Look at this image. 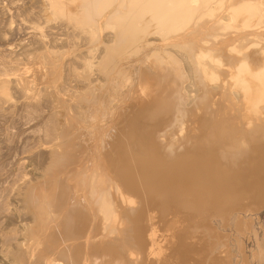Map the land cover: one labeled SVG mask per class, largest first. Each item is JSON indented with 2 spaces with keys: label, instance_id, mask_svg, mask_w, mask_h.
Wrapping results in <instances>:
<instances>
[{
  "label": "bare ground",
  "instance_id": "1",
  "mask_svg": "<svg viewBox=\"0 0 264 264\" xmlns=\"http://www.w3.org/2000/svg\"><path fill=\"white\" fill-rule=\"evenodd\" d=\"M96 1H99V0H96ZM101 1L103 2L104 0H100L99 2H101ZM123 1H125V0H123ZM123 1H121L122 3H120L121 4L120 6H122V7H119L117 5L119 7L117 10H119V9L121 10V8H123V5H122V4H124ZM200 1L202 3L204 2V4H201V5H204L203 11H206L205 10V8H206L205 4H207L208 0H204V1L198 0L199 3L196 2V0H195L193 4H195V3L200 4L201 3ZM214 1L215 0H213L212 2H209V3L212 4ZM221 1H223V0H221ZM226 1H228V0H224L223 2H226ZM231 1L232 0H230V4H231ZM236 1H238V0H236ZM242 1H246L248 3V4L246 3L248 6L246 7V5L242 4L243 2L240 3L241 1L239 3L242 6H240L238 4L237 5L243 9L248 8V11L246 9H245L246 10L245 11V10L241 9L240 7H238V8H240V10H243L244 12L247 13V14L245 13V15H244L245 17L243 16L244 19H242L243 22L241 25V24H239V22L235 21V18H237L236 20L240 21L241 18L238 19V17H240V16L242 17L243 14L240 15L242 12H239V9H237L236 4L234 5V7H233L234 10L236 7V9L238 11L237 10L234 11L232 9V12L234 11L233 12L234 19H231V20L234 23L236 22V24H231L232 22L228 18L230 21L229 24L233 25V26L235 25L233 27V30H231L230 25L228 24V21H227V23H226V21H225V23H223V22L219 23V20H221V19L226 20L227 13H228L227 16L232 15L231 13L229 14V12H231L230 9H231L232 5L230 6V8H229V6H227V9H224V10H226L225 12H227L226 15L224 13L225 19L221 18V17H220L221 19H219V17L215 18L214 15H213L214 18H212V17H210L212 13L208 12L210 15H205V17L209 16L210 17L209 19L212 18V20L207 21L208 20L207 19L205 22V20H204L205 18L201 17V18H203V21L205 23L204 24L201 23L202 25L198 26L196 24L193 25L195 22L190 23L189 19L191 20L195 16V18L193 20L196 21V23H197L198 20H196V18H197L196 16H198V15H196V13L198 14L199 11L202 10V8H200V9L198 8V7H201V5L198 7L196 6V4L193 5L191 3L192 2L191 0H129V1H125V2H129V3H125V5L129 4L124 9V10H126V13H127V10H129L128 14H125V16H124V13L122 12V10H121V12L116 11V10H115V12H113L114 10H112V7H113V9L114 8L116 9V7H117V6L114 7L113 0H112V3L110 0V4H109V1L106 3V5L107 4L110 5V7H108V8L111 9L113 12V13L107 14V15H106V13H109L110 10L108 12V11L103 9L104 7L106 8L107 6L102 4L104 6L103 7L99 4V2H97L102 7L101 8L96 3V6H99L102 11L104 10L106 12V13L104 12L103 15H106V17L105 16L104 17L107 18L108 24L111 23V21H113L112 23L117 21L121 27V29H120L121 32L116 35L115 33L118 32V28H119V27L117 28V26L119 24L116 23L117 26L116 25L115 26L117 28V31L115 30V32L113 31V33H112V35L114 34L115 36H113V37L110 36L109 41H108V38H105L106 42L108 41L107 44L112 45L113 43L114 44L118 43L120 45V47H118V45H117L118 48L117 47L116 48L119 51H120V48L122 49L124 47L123 49H128L129 55L132 53V51H135L133 53L136 54L135 55L132 53L133 54L132 56L135 55V57L130 58L128 56L129 58L127 57L126 59H124V57L127 54L124 55L122 57L123 61L119 65H117V66H119V68L118 67L114 68L116 65L114 67H113V65L119 63V62H117L118 59L115 60L116 59L115 57L117 54L114 57V54L117 53V50L113 49V47L110 49L107 48L108 49L107 53L106 54L104 53V54L108 55L109 58H107L108 56H106V57L104 55L101 56L102 55L101 53H103L104 50L106 52L105 47L107 45L105 46L104 43H103V45L99 44L100 42H104V39H101L98 36L101 39V41L98 43L99 48H100V45L105 46V47H103V48H105L104 50L101 49L102 47L100 48L101 49V53H100L101 57H99V59L103 57V59L104 58L108 59L109 62L108 63L106 62V64H104L105 62L103 63L101 61V59L99 61H101V63H103L104 66L107 65L108 68L110 67L109 69L111 71L113 68H114L113 70L118 68L117 70L119 71L120 74H118V73L117 74L120 75L121 78H122L121 74H123L124 72L131 73L132 74V76L130 75L131 78L129 76H127V77L125 76V78H126V80L130 78L131 81L134 78L135 85L130 81V83L133 84V88L129 87V85L131 86V84L128 82L126 83V81H125V83L128 84V87H126V90L124 91L123 87L125 88L126 85L122 84L121 82L123 80H125V78H122L123 80L121 79V82L119 80H117V78H116V81L113 80L114 79L113 78L112 80L115 81V83L114 84L112 82L111 83L115 86L110 84L109 86H111V85L113 86V88H111V89L108 88L109 86H107V88L109 89V90H107V92H106V90H104L105 92L102 93L101 91L104 89V86H103V88L98 86L99 88H102V90L100 91L101 94L99 96L98 95L96 96L97 98L87 97V96L85 97V95H88V93H89V92L87 93L86 91H85V93L83 92L85 94V95H83L84 97L82 95L81 96L78 95V97H76L77 101L80 104H87L86 106L88 107V109L90 108L89 109L90 113L88 112L90 117H85L86 115H84L86 120H87V118H89L91 120V122L93 121V123H94L96 118L98 120V118L103 117L105 124H106L105 119L108 120L107 124L106 125L104 124V127L100 125L101 122L100 123L95 122L96 124L99 123V125L102 128H100V127H95V128L91 127L90 128V125L88 127L83 128L81 125L82 121L79 119L80 116L77 115L74 118L71 116L69 118L71 111L69 112V109H68V111H66V109H65L66 106L64 107L65 111L67 112L65 114V118L68 117L70 119V121H72V123H71V125H68L66 123L68 121V118H67V121L64 122V123H66V125H63L62 129L60 128L61 130L58 133L57 139H59V141L56 139L58 141V143H55L54 146H52V148L50 147L51 148L50 149L51 151H49L50 152V160H49L50 162H48L49 165H47V169L45 170L46 172H44L45 174L41 175V179L40 180L38 179L39 181L38 182L36 181L37 182L36 184H35V182L33 183L35 185L31 186V184H30L29 189L26 188V189H28L26 191L27 193L26 194L24 193V195H25L24 198H25V201L27 202V205L26 204L25 205H26V207L28 206V208L30 207L29 212H33L32 216L34 217L33 218L34 224L32 223L33 225H29L27 227H21V228L24 231H26L25 233H27V236L29 238V239H27V242L29 243V246H27V248H29V250H30L29 252L35 253L36 252L35 249L36 250L38 249L39 253H38V251H37V253L39 254L38 255L39 257H38V259L35 258L36 259L35 262H29L28 263V262H26L27 261L26 257H23L21 255L17 256L18 257L17 261L14 260L12 257H9L7 255H3L2 260L4 261V263L6 262L8 264H24V262H26V264L27 263L28 264H48L47 259H45V258L48 257V255H49V256L53 257L54 262L57 261V260H54V258H56L58 260H61L60 262L61 263L63 262V264H156V263L161 264V262L163 264L164 261H162V258L165 256L164 254H165V248H166V246L163 244V242L165 241V239H163L164 238L163 237V228H166V231L167 232L170 231V233H171V231H173L175 226H176L175 230L179 231L178 233L182 234L183 233L182 231H184V229H186L184 227V225H185L184 223H187V221L189 222V224H190V222H192L193 226H194V225H196L194 223V220H199L200 218L207 216V215H208L207 218H213V219L216 218L215 220L218 219V221H219V219L222 220L223 218H226L227 216H228L227 218L234 217L233 215L236 214L234 212L235 211L234 209L235 208L238 209L237 207H239V206L235 207L234 205L237 204L239 201L241 202L244 200H247V201L251 200L254 202L255 205L259 204V206L261 204H264V0H242ZM81 2L82 1L80 0V6H81ZM84 2H85V5L88 6L89 8L93 4L95 5V3H94L95 0H90V1L84 0L82 3H84ZM105 2L106 1H104V3ZM217 2L220 3V1H218V0L216 1V3ZM234 2H235V0H234ZM234 2L232 4H234ZM115 3L118 4L119 2L117 3V0H116ZM228 3L229 2H227L226 4L223 3V5L224 4L227 5ZM66 4H67V2H66ZM221 4H220L219 8L222 6ZM85 5L82 7L79 6V8H81V9L84 8V10H85ZM215 5L217 6L218 4H215ZM96 6H94V7L97 9L98 7H96ZM216 6H213V9ZM243 6H245V7H243ZM92 7L90 8V10L91 9L94 10V7L93 8ZM209 7H208V9H209ZM222 7H225V6H222ZM108 8H106V9L108 10ZM100 9L98 8L96 11L95 10L94 11L97 15L101 13L100 15L102 16V12ZM213 9L212 10L209 9V10L211 12H214ZM220 9H221V11H223L222 8H220ZM220 9H217V13H213V14H218V11L220 13L221 12ZM93 10H91L90 13L91 12L93 13ZM61 11H62V9H61ZM81 11H83V9ZM86 11H84L83 14H85V12H86L87 15H89L90 13H89L88 8H86ZM97 11L99 13H97ZM62 12L64 13V10ZM81 13L82 12H80V15H81ZM95 13H94V18L90 15L93 19H95ZM221 13H223V12H221ZM237 13L238 14L240 13L239 14L240 16L237 15ZM69 14H71V13L69 12ZM72 14H71L72 17H70V15L67 17H70L71 19L72 18L75 19V17H76V19H78V22H76L77 25H79L78 27H80V26L83 27V25H84L83 20H82V22H83L82 24H80L81 21L79 23V18L82 16L78 17L79 15L77 13L76 15H78V16H75V14H74L75 17H73ZM201 15H204V14L201 13ZM235 15H237L238 17H235ZM85 16H86V14H85ZM221 16H223V15H221ZM233 16L230 18H233ZM91 17H90V19H91ZM104 17H103V19H105ZM148 17H150V18H148ZM82 18L85 21L86 18L84 17V15ZM96 18L99 19V16H97ZM76 19H75V21H76ZM100 20H102V17L99 19V21L98 20L97 21L100 23ZM108 20H111V21L109 22ZM72 21H74V20H72ZM86 21H89V20L87 19ZM92 21L93 20L91 19L90 23L89 22L85 23L86 25L84 26L83 30L84 29L86 30L90 24L91 25L94 24ZM95 21H96V19H95ZM104 21H106V20H104ZM186 21H188L187 23H190L192 26H190L188 28L187 27L188 24H186ZM199 21H202V20H199ZM191 22H193V21H191ZM183 23L186 24L185 25L187 28L186 30H185ZM198 23H200V22H198ZM103 24H102V26H103ZM219 24L222 26L224 24H226V25L228 24L229 26H227V29L230 28V31H228L229 30L228 29L227 32L228 33L231 31L232 32L229 34L225 33L226 28H225V30L223 27L220 28L221 26ZM94 25H96L95 28L97 29L98 24H96V22H95ZM109 25L112 26L114 24H109ZM109 25H107V26H109ZM102 26L100 25V28ZM104 26H105V24H104ZM107 26H105L104 28H106ZM150 26L151 27L153 26V28H155V30L158 31V32L156 31V33L154 35H156V34L158 35L159 32L161 34H163L162 37L158 35L159 37H161V39L160 38L158 39V36L156 35L157 39H155V37H154L153 38L154 40H149L148 42L145 40V38H146L145 35H147V33L150 34V32H148L149 30H151L149 28ZM177 26L178 27L182 26V28L184 30L180 32L181 27H179L180 28L179 29ZM92 28H93V25H92ZM100 28H98L97 30H100ZM107 28L109 29V27H107ZM219 28L221 30H224V31L222 32ZM111 29H113V26L111 27ZM174 29L179 30V33H176V31ZM218 29L220 30V32L223 33V36L221 35L222 34L221 33L220 39L218 38V40H216V41L215 40L211 41V42H213L212 45H210V43L208 45H205V43H206L205 41H207L206 40L207 38L205 39V37L211 35L212 31H213V34L215 32H217V34H219ZM173 30H174V33H176V35H174V33L172 32ZM92 31L94 32V30H92ZM92 31L90 32L91 34L93 33ZM151 32L154 33L155 31L152 29ZM170 32L173 34H171ZM88 33H89V31H88ZM149 34H148V36H150ZM169 34H171V37H169ZM217 34H215V35L217 36ZM88 35H90V34H88ZM92 36L94 38L95 35H92ZM143 37H145V38H143ZM95 39H96V36H95ZM146 39H148V38H146ZM213 39H215V37ZM211 40H212V38H211ZM96 41L97 40H95V42ZM143 41H145V44L143 46H141L142 43H144ZM106 42H105V44H106ZM93 44H97V42L92 43L91 46H93ZM109 46L110 45H108L107 47H109ZM113 46L115 48L116 45H113ZM190 46L194 50L197 48L198 58H200V60L199 59L197 61L194 60V62L195 61L196 62L193 64L191 62L192 72H193V74L195 73L194 74V75H196L195 77L199 78V84L198 85H200V87H201L200 90H202V94L198 90V92H200L198 95L201 94L200 97L196 94L192 95V97L190 95V97H189V94L182 93V90H181V93H179V90L176 91L177 90V89L175 90L176 87L172 86L174 88L173 90H175V92L176 93L178 92L179 94L174 93V91L170 90L168 87H171V86H169V84L172 85V83L174 84L175 81L173 80L174 82L172 81V83L170 81V83L167 85L168 80H170L171 75H172V72L170 71L171 69L170 70L168 69L170 66L168 68L166 66H162L160 73L155 74L153 72V70L156 68V63H155V68H152V67H154V64L148 63V61H147L148 58H149L148 60L154 59V58H151L154 55H156V56L162 55L161 59H163L162 61L164 62L166 57L169 56V54L171 53L170 52L171 49L168 50L169 47H172V48L173 47H175V48L176 47H182V48H184V47H190ZM89 49H90V46H89ZM100 49H97V51ZM184 50H185V48H184ZM93 51H96V49ZM123 51H122V53H124ZM137 51H138V54L136 53ZM186 51L187 50H185V52H184L185 54H187L189 52L192 55L194 53L193 50H191V51L189 50L187 53H186ZM89 52H91V51L89 50ZM168 52H170V53H168ZM176 53H177V51H176ZM178 53H179V51H178ZM93 54H97V53L94 52ZM172 54H174V53H172ZM179 54H181V53H179ZM210 54H212L213 57H212V55L210 56ZM88 55L89 54H87V57H88ZM91 55H92V52H91ZM175 55H174V58L176 57ZM12 56H14V55H12ZM92 56H94V55H92ZM92 56H90L88 58H90L91 60L93 58V60H95L94 58L97 55H95L94 57H92ZM98 56L96 59L97 61H98ZM87 57H85V58L88 59ZM162 57H164L165 59ZM211 57H212L213 61L211 60ZM49 58H51V57H49ZM117 58H119V57L117 56ZM159 58L160 57H158V60H159ZM176 58L179 59L178 57H176ZM186 58L188 59L187 56H186ZM90 59L88 60V62H84V63L85 64L90 63L91 62ZM112 59H114L117 63L116 62L114 63ZM194 59H197V58L195 57ZM208 59H209V61H208ZM166 60L169 61L168 59H166ZM173 60L176 61V59H173ZM210 60L212 61L213 64L210 62ZM49 61H51V62H49ZM49 61H47L46 63H44L45 61L39 62V64L43 66V68L41 70L37 67L39 65H36V67L39 69V70H35V73L37 76L40 75L41 77H43V76L44 77L45 76H47V77L51 76L52 77V76H58L59 75V72H58L59 65L57 64L58 61H56V62L52 61V60H49ZM84 61H86V60L84 59ZM97 61H96V63H97ZM99 61H98V63H99ZM119 61H120V59H119ZM146 61H147L148 65H146V63H145ZM167 61H165L164 65L167 64L166 63ZM188 62H190V60ZM149 64L151 65V67L149 66ZM152 64H153V66H152ZM159 64H160V62H159ZM180 64L177 66L176 65H171V66H176L175 68H177V67L179 68V66L182 65V64L181 65ZM190 65H189V67H191ZM42 66H40V67H42ZM91 66H94V65L91 63ZM102 67L101 66L99 67L100 70ZM107 67L105 66L106 69H107ZM86 68H87V66H86ZM149 68L150 69L152 68L153 70L149 72V70H150ZM44 69H46V71H44ZM103 69H104V67H103ZM172 70H173V68H172ZM174 70H176V69H174ZM15 71L19 72V70H16V68H15ZM90 71H88V72H90ZM107 71H108V69H107ZM111 71H110V73L114 74V71L113 72H111ZM100 72H102V71H100ZM100 72H99V75H100ZM145 72H149V73L152 72V74L154 73L155 76L153 74L152 78L154 79L155 77L156 78L158 77L159 82H157L158 78L157 79L155 78V79H156V82L159 83L158 86L159 85L160 86L157 87V83H154L153 81L148 79L149 81L153 82L154 85L151 82L149 84L157 87L156 90L154 88V90H155L154 91V90H152L153 88H151V90H152V92H151L150 91L151 86L146 84V86L148 85L150 87L145 88L146 87L145 86L144 89L140 88L139 96L134 97V93L136 92V90L138 91V89H139V88H136V86L138 87L140 85L139 83L144 82V81H141V80H144L141 77ZM156 72H158V71H156ZM105 73H106V71H104V75H105ZM129 73H128V75H129ZM180 73H182V72L180 71L178 73V75ZM71 74H73V73H71ZM91 74L92 73H89L88 75H91ZM125 74H127V73H125ZM13 75H14V73L13 74H6L5 78L2 77L3 79H0V97L5 98L6 101H7V98L9 97L8 85L6 86V84L9 81L8 78H10L11 76L14 78L17 74L14 76ZM147 75H149V74H147ZM182 75L184 76L185 74L182 73ZM76 76H80V75H76ZM81 76H82V74H81ZM120 76H117V77L120 78ZM123 76H124V74H123ZM175 76H177V73H176V75H174V77ZM179 76H181V75H179ZM211 76H213L212 80L210 79ZM105 77H106V75H105ZM144 77H147V76H145V74H144ZM202 77L204 78L203 80H202ZM37 78H39L38 80H40V77H37ZM54 78L56 79V77H54ZM147 78H149V77H147ZM147 78H145V79H147ZM179 78H177V79H179ZM181 78H183V77L181 76ZM207 78H208V80L210 79L211 81L208 82L206 80ZM81 79H82V77H81ZM100 79L103 80V78H101V77H100ZM177 79H176V81H177ZM58 80L60 81V79H58ZM97 80H98L97 81L98 83H101V82H99L100 81L99 79H97ZM108 80H110V78ZM182 80H185V77ZM191 80H192V78H191ZM16 81H18V83L24 81L23 83L25 85H28L29 83H31V82H28L29 79H26L24 74L19 75L18 79H16ZM31 81H32V79H31ZM127 81H129V80H127ZM146 81L147 80H145V82ZM36 82L34 81V83H36ZM50 82H53V81L51 80ZM103 82H106V81H103ZM182 82H180V85ZM89 83L87 86H89L90 84H93V82H91L90 84ZM98 83H95V84L99 85ZM146 83H148V82H146ZM189 83H191V82H189ZM121 84L123 85L122 87L120 86ZM144 84L145 83H143V85ZM106 85H107V83H106ZM143 85H141V86H143ZM176 85H177V83H176ZM180 85L178 84L177 86H179V87H177V88H180ZM17 86H19V85H17ZM164 87L168 88V92ZM86 88H88V87H86ZM92 88H94V87H92ZM75 89H77V88H75ZM89 89H91L90 86H89ZM89 89H88V91H89ZM23 90H26V89H23ZM57 91L59 93V90H57ZM93 92H94V95H96L98 93L97 91H96L97 93H95L94 90H93ZM115 92L116 93L119 92V93H117V97L119 94V96L121 98L120 103L117 102V101H120L117 98H116L117 100L115 99L116 100L115 102L113 100L114 103L112 102L111 98L113 97ZM185 92H187V90ZM83 93H81V94H83ZM60 94H62V93H60ZM90 94H91V92H90ZM73 95H75V92ZM195 95H196V97L193 98ZM59 96L61 97V95H59ZM30 97H32V96H30ZM60 97H59V99H60ZM115 97H116V95H115ZM115 97H113V98H115ZM61 99H63V98L61 97ZM74 100L75 99H73V102H74ZM63 102H64V100H63ZM116 102H117V104H116ZM65 103L66 102H64V104ZM118 103L120 105H118ZM197 107L203 108L204 112L200 113V118L197 116V120L195 119V121H191L188 123L186 122L187 123L186 124L185 121H186L187 116H189V113H192V112H190V110H193V112H194V108L197 109ZM80 111L83 112L82 109ZM71 113L74 115L76 114L73 112H71ZM83 114H86V113L83 112ZM82 117H83V115L81 116V119L83 120ZM71 118H73V119L71 120ZM100 120L103 121L102 119H100ZM100 120H98V121H100ZM188 120H192V119L190 118ZM84 121L85 120H83V122ZM172 121L174 123L176 122L174 125H177L176 128L174 126V129H172L173 127H171V123L173 124ZM64 123H62V124H64ZM86 123L88 124L89 122L87 121ZM93 123H92V125L95 124V123L94 124ZM178 125L181 126V129L177 128V127L180 128V126H178ZM84 126H85V124H84ZM165 126H167L168 129ZM169 127H171V129L174 130L171 134L169 133V132H171V130H169L170 129ZM86 128H90V129L89 130L87 129V131L86 130L83 131V129H86ZM164 128H166V131L164 130ZM176 129L178 131L181 130L180 132L182 133V135L177 136V134H181V133L180 132L177 133V131L175 132ZM184 131H185V133H184ZM173 136H175V137H173ZM95 157H96V159H95ZM93 159L97 161V164L99 166H101V169L103 170L102 173H103L104 178H101V180L104 179V183L105 182L107 183V184L106 183L104 184L106 186V188L104 186L101 189V186L99 183L103 182V181H101L99 178L96 177L100 181V182H97L99 184L100 188L98 187V184L96 185V188L98 187L99 190L101 189V191L94 192V194L95 193L98 194L99 192H102V190H103V193H101L102 196H100V194H98V196L97 195L93 196L94 194L92 192L89 193V195L92 193V196L91 195L89 196V195H87V193L85 194L83 192L85 190L84 188L86 187L85 183L89 182L87 184L89 186L91 184L90 179H91V181L92 180L94 181V179H92V178H95V177H92V178L89 177V179H87V174H85V170H87L88 165H91V166L93 165V163H92ZM95 167L96 166L94 164L93 168L95 169ZM90 169H92V168H90ZM99 169H100V167H99ZM95 170H97V169H95ZM94 171H91V172L88 171L86 173L89 174V172L92 173ZM96 172L97 171H95V173ZM98 173H99V171H98ZM94 183H96V182H94ZM94 183H92V185ZM89 187H91V185ZM94 188H95V184H94V187L92 186V189H94ZM103 188H105L106 190H104ZM97 189H96V191H97ZM2 201L4 202V200H2ZM247 201H245V204ZM2 206H4V205H1V207ZM232 206H234V208H232ZM245 206L248 207L249 205H245ZM262 206H264V205H262ZM250 207H254L255 209L258 208V207L253 206V204L250 205ZM245 208H242V209L244 210ZM248 208H246V209H248ZM260 208L263 209V211H264V207L263 208L260 207ZM240 209H241V207H239V210ZM242 209L240 210V212L243 211ZM0 210H2V209H0ZM257 210H258V212H260L259 209H257ZM257 210H255V211H257ZM253 211L254 210H252V208H251V210L250 209L245 210L241 213L244 215V217L246 219L250 218V217H255L254 215L261 217V219L263 216V219H264V215L261 214L263 212L262 210L260 213L257 212L258 214L254 213ZM246 212H249L248 216L245 215ZM252 213H254V214H252ZM13 214H14V212H13ZM238 214H239V212H238ZM260 214L262 216H259ZM169 215L172 216V219L169 217ZM209 215H210V217H209ZM239 215H241V214H239ZM168 217L170 219H168ZM164 218H167L171 224L166 223V226L168 225L167 227H161L160 228V229H162V237H163V238H161V240L163 239L164 241L162 240V242H160V240H159V242L157 244V236H160L158 234V232H159L158 228L161 226L160 225L159 227H157L158 223L161 220H163V222L164 221L168 222L167 220H164ZM207 218H206V221L204 219L205 222L202 221L204 224L202 222H200L204 225V227H203L200 224V227H202L201 230L203 228H206V226H208L209 223H207V225H205L206 222L208 221ZM246 219H245V221H246ZM156 220H158V221H156ZM212 220L211 221L209 220V222L214 223L213 222L214 220L213 221ZM227 220L225 219L226 222H227ZM257 220L258 221H256V222L259 225V230L256 227L257 224L256 225L253 224V223H255L254 218H253V220L251 219L252 222L254 221L253 223L252 222L251 223L253 224V226H255L257 228V230L259 232V234H258L259 238H258L257 234H256L257 236L256 235L252 236V234H251L252 233V231H251L252 224L251 223H250L251 228L249 227L251 233L245 232V229H248V227L245 228L244 231L243 230H241V231H243V233L245 232L246 236L248 233H250V235L253 237L252 240L255 239L254 236L257 237L258 240L255 239L257 242L254 240V242H256V244L252 242L253 244L256 245L255 246L256 249L252 250L253 253H252L251 257L256 261L257 260L258 261L263 260V262H264V244H263V242H264V239H263L264 238V225H263V223L264 222L262 223V221H260V219H257ZM248 221H250V220H248ZM163 222H162V224L165 225V223H163ZM238 222H239V220H238ZM259 222H260V224H259ZM192 223L190 224L191 228L193 227ZM220 223L222 225V222H220ZM220 223H218V225H220ZM229 223H230V221H229ZM229 223H228V227L231 226V225H229ZM209 225L214 226L215 224L214 225L209 224ZM226 225L227 224H225V226ZM240 225H242V223H240ZM145 226L147 229L145 228ZM186 227L188 228V224L186 225ZM215 227H218V226L215 225ZM232 227L234 228V225ZM240 227L242 228V226H240ZM255 227H253V229L256 230ZM167 228L169 230H167ZM191 228L190 229L188 228V229L191 230V232H192ZM196 228H197V225L195 227V231H196ZM212 228H213L212 230H214V227H212ZM220 228H221L220 229V231H221L223 228L222 227H220ZM208 229H210V230H208ZM212 230H211V228H207V231H206L207 234H209V233L214 234L213 232H208V231H212ZM225 230L223 229V231H225ZM232 230L230 229L227 231H232ZM174 231H173V233H174ZM186 231H188V230H186ZM195 231H193V232H195ZM223 231H222V234L224 233ZM214 232L215 233L218 232L217 234H221L219 232V230L214 231ZM253 232L256 233V231H253ZM184 233L186 234L187 232L184 231ZM226 233L227 232L225 231V236L227 238V236H228L227 234L229 232L227 234ZM243 233H242V236H245ZM172 234H170V236ZM193 234L194 233H192V235ZM203 234L205 235V233H203ZM229 234H231V233H229ZM235 234H237V233H235ZM238 234L235 235V236H237V238H238ZM173 235L175 237H177L175 234H173ZM190 235L191 234H189V237H187V238H190L191 237ZM201 235H202V233H201ZM204 235H202V236H204ZM164 236H165V234H164ZM197 236H194V237H197ZM209 236H211V235L209 234ZM216 236L219 238L218 235H216ZM216 236H215V238H216ZM229 236L231 237V235H229ZM175 237H174V239H175ZM230 237H228V238H230ZM240 237H239V239H240ZM3 238H1V239H3ZM171 238H173V237H171ZM213 238H214V235H213ZM242 238L243 237H241V239ZM244 238H246V237H244ZM6 239H5V241H6ZM8 239H10V237H8ZM182 239H184V238L182 237ZM198 239H197V241H198ZM201 239L204 240L205 238H201ZM206 239H208V238L206 237ZM220 239H222V236ZM220 239H217V240L219 241ZM144 240L145 241L147 240L146 241L147 244H150V246H151V248H149L150 250H148L147 253L144 251L146 246L144 248L143 247L144 245L142 244ZM148 240H149V242H148ZM175 240H177V238ZM185 240H186V238H185ZM168 241L165 243L168 244ZM179 241H180V239H179ZM190 241H192V240H190ZM194 241H196V240L194 239ZM6 242L9 243V240ZM146 242H144V244ZM182 242L180 245H182ZM228 242H230V241H227V244L229 245ZM242 242H243V240H242ZM242 242H240V243H242ZM250 242H249V244H250ZM160 243H162L164 246H162V244L160 245ZM187 243H186V247L188 245ZM194 243L196 244L197 250L199 251L200 248H198L199 245H197V243L200 244V241H198L197 243L196 242H194ZM215 243H216V241H215ZM221 243L226 244L225 242H223V239H222ZM147 244H145V245H147ZM191 244L189 243L190 248L193 247L192 246L193 244L192 245ZM195 244H194V247H195ZM217 244L219 245V243H217ZM223 244H221L222 247H226ZM243 244L246 245L245 243H243ZM243 244H241V245L243 246ZM23 245H25V244H23ZM141 245H143V246H141ZM170 245H171V243H170ZM176 245L172 244L171 247L172 246H175V247L179 246V245H177V246ZM221 245H219L217 247V250L220 249L219 247H221ZM241 245L239 246V243H238V246L240 247V249H241ZM4 246H5V243H4ZM183 246H185V245H183ZM200 246H201V244H200ZM213 246L215 247V244H213ZM142 247L144 248L143 250H141ZM169 247H167V249ZM186 247H184V248H186ZM194 247L192 249L195 252L196 250H194V249H196V248H194ZM214 247H213V250L216 249V247L215 248ZM247 247H249V246H247ZM202 248L204 249L203 246H202ZM244 248H246V246ZM244 248L242 247V249H243L242 251L245 250ZM250 248H252V247H249V249ZM146 249H148V248H146ZM176 249H174V250L176 251ZM192 249H191V252H193ZM236 249H238V248H236ZM249 249H246V251ZM168 250L171 251V248ZM181 250H182V248L180 249V251ZM187 250H185L186 253H187ZM204 250H201V251H204ZM18 251H21V248ZM180 251H179V254H180ZM222 251H220V252H222ZM168 252H167V254H168ZM176 252H178V251H176ZM226 252L228 253V252H230V250L226 251ZM247 252H249V251H247ZM37 253H35V254H37ZM171 253H173V250ZM206 253L208 255V252H206ZM206 253H204V254H206ZM217 253L219 255V251L216 252V254ZM22 254H23V252H22ZM197 254H198V252H197ZM199 254L197 255V257L199 256ZM204 254H200V255L204 256ZM224 254H225V252H224ZM190 255H191V253H190ZM220 255H222V254H220ZM191 256L193 257L194 255H191ZM214 256H213V258H214ZM241 256H243V254ZM246 256L248 258L249 255H246ZM168 257H169V255H168ZM173 257L174 256H172V258L171 257L170 258L173 260ZM165 258H163V259H165ZM179 258H182V257L180 256ZM183 258H185V257H183ZM195 258H196V256L194 258H192V260ZM200 258H198V259H200ZM216 258H218V257H216ZM216 258H214V259H216ZM243 258H241V259H243ZM249 258H250V256H249ZM166 259H168V258H166ZM171 259H168L167 261H169ZM175 259H176L175 261L178 262L177 257ZM188 259L189 258H187V259L185 258V260H188ZM219 259L220 258H218L216 260H218V263L220 264ZM244 259H243V262H245L247 260V259H245V261H244ZM172 260L170 261V264H171ZM195 260H197V259H195ZM195 260H193L192 262H194ZM226 260H225V262H226ZM200 261H202V259H200ZM200 261L198 260L197 262L199 263ZM248 261H246L247 264H252V263H250V261L248 263ZM50 262H51V260H50ZM182 262H184V260ZM187 262L188 261H186V263L185 262L184 263L187 264ZM202 262H200V263H202ZM211 262H212V260H211ZM216 262L214 264H217ZM243 262H242V264H243ZM179 263L182 264L181 262H179ZM205 263H206V261H205ZM209 263H210V261H209ZM212 263H210V264H212ZM230 263L233 264L232 261ZM238 263H239V261H238ZM168 264H169V262H168ZM222 264H224V261L222 262ZM226 264H227V262H226Z\"/></svg>",
  "mask_w": 264,
  "mask_h": 264
},
{
  "label": "rangeland",
  "instance_id": "2",
  "mask_svg": "<svg viewBox=\"0 0 264 264\" xmlns=\"http://www.w3.org/2000/svg\"><path fill=\"white\" fill-rule=\"evenodd\" d=\"M82 2L84 1V0H81ZM90 1V0H89ZM100 1V0H99ZM99 1H96L95 0V5L93 4L92 6L94 7V6H96V3L97 2H99ZM104 1H106L105 3H104ZM102 3L101 2H99V4L101 5V6H103L102 4H104V5H106V3L109 1V4H110V0H104ZM116 2V0H113V4H114V7H116L117 5L119 6V7H122V6H120L121 4L120 3H122L121 1H123V0H117V3L118 4H116L115 2ZM125 1H129V0H125ZM125 1H123V3L124 4H122L123 5V8H121V10H122V12L124 13V16H125V14H128V11L129 10H127V13H126V10H124L129 4H126L125 5V3H129V2H125ZM192 2V4L194 3V1L195 0H191ZM204 1V0H203ZM213 1V0H212ZM211 0H208L207 1V4H205V7L207 8H205V10L206 11H203L204 10V5H201V4H204V2L202 3L201 1V3L200 4H198L199 2H198V0H196V2H198L197 4H196V6L198 7V6H200L201 5V7H198L199 9L200 8H202V10H200L199 11V13L197 14L196 13V15H198V16H196L197 18H196V20H198L197 21V23L198 22H200V23H196V21H194L193 19L195 18V16L190 20L189 19V21H190V23H194L193 25H198V26H201L202 24L201 23H205L206 22V20L207 21H210V20H212V18H218L219 17V19H221V18H224L225 17V15H226V13L227 12H225L226 10H224V9H227V6H229V8H230V6L232 5V7H231V12H229V14L231 13L232 15L231 16H227L228 15V13H227V15H226V20H223V19H221V20H219V23L221 22H223V23H225V21H226V23H227V21H228V24L230 23V21H229V19L231 20V19H234V14H233V12L235 11V10H237V9H239V12H242L240 15H242V17L237 13V15H239L240 17H238L237 15H235V17H238V19H240L241 18V22L239 21V20H236L237 18H235V21H237V22H239V24H241L242 25V19H244L243 18V16L245 15V13L246 12H244L243 10H245L246 8H241L240 6H242L240 3H242V4H244V5H246V7L248 6L247 4V2L246 1H242V0H238V1H236L235 0V2H234V0H232L231 1V4H230V0H228V1H226V2H223V1H221V0H218V1H220V3L219 2H217L216 3V1L217 0H215L212 4L211 3H209V2H212ZM50 2V3H49ZM66 2H67V4H66ZM81 2V6H80V0H0V79H3V78H5V76H6V74H13L14 73V75H16L14 78L11 76L10 78H8L9 79V81H8V83L6 84V86L8 85V92H9V97L7 98V101H6V99L5 98H3V97H0V207H1V205H4V206H2L0 209H2V210H0V264H8V263H4V261L2 260V257H3V255H7V256H9V257H12L14 260H16L17 261V256L18 255H21V256H23V257H26V259H27V261L26 262H35V260L36 259H38V253H39V251H38V249L36 250L35 249V253H37V251H38V253L37 254H35V253H30L29 251V248H27V246H29V243L27 242V239H29L28 238V236H27V233H25L26 231H24L21 227H27V226H29V225H33L34 223V220H33V212H29V210H30V207L28 208V206L26 207V205H27V202L25 201V195H24V193L26 194L27 192V190L29 189V187H30V184H31V186H33V185H35L40 179H41V175H43V174H45L44 172H46L45 170L47 169V165H49V163L48 162H50L49 160H50V152L49 151H51L50 149L52 148V146H54V144L55 143H58V141H59V139H57V137H58V133H59V131L62 129V127H63V125H66V123L68 124V125H71V123H72V121H70V117L72 116L73 118L74 117H76L77 115H79L80 116V120L82 121V123H81V125H82V127L84 128V127H88L89 125H90V128L91 127H100V128H102L101 126H103L104 127V119H103V117L101 118H98V120H100V119H102L103 121H98L97 120V118L95 119V121H94V123L95 122H101L100 123V125H99V123H93V121L91 122V120L89 119V118H87V120H86V118L85 117H90L89 116V113H90V108L88 109V107L86 106L87 104H80L78 101H77V98L76 97H78V95L79 96H83V95H85L84 93H85V91L88 93V95H85V97L87 96V97H95V98H97L96 96L98 95H100L101 93H100V91L102 90V88H103V86H104V89L101 91L102 93L103 92H105L104 90H106V92H107V90H109L108 88H113V86H115V85H113L114 83H115V81H116V78H117V80H119L120 82H121V79L122 78H125V76L127 77V76H129L130 77V75L132 76V74L131 73H129V72H124L123 74H124V76H123V74H121L122 75V78H121V76L120 75H118V74H120L119 73V71L117 70L118 68H119V66H117V65H119L122 61H123V56L124 55H126L125 57H124V59H126L128 56L130 57V58H132V57H135V53H133V52H135V51H132V53L133 54H135L134 56H132L133 54L131 53L130 55L128 54V49H121L120 48V51L117 49L118 47H120V45L117 43H113L112 45L111 44H107V42L110 40V36L111 37H113V36H115L114 34L112 35V33H113V31L115 32V30L117 31V28H118V32L117 33H115L116 35L118 34V33H120L121 32V27H120V24L117 22V21H115L114 23H112L113 21H111V20H108L109 22L111 21V23H109V24H114V25H112L113 26V29H111V25H109L108 24V22H107V18H105L106 17V15L107 14H111V13H113V12H115V10L116 11H120L121 12V10L119 9V10H117L119 7L117 6L116 7V9L114 8L113 9V7H112V10H114L113 12H112V10L111 9H109L108 7H110V5L109 4H107L106 6V8H108V10L104 7L103 9L104 10H106V11H108L109 12V10H110V12L109 13H106L104 10L102 11L101 9H100V5L97 3V5H99V6H96V7H98L100 10H101V12H102V16L100 15V14H96L95 13V11L98 9H96L95 7H94V10L93 9H91V10H93V13L91 14L90 13V8L92 7H88V6H86L85 5V2L84 3H82ZM206 2V1H205ZM227 2H229L227 5H225ZM234 2V4H232ZM238 2V3H237ZM240 2V3H239ZM245 2V3H244ZM71 3V4H70ZM111 3H112V0H111ZM218 4L217 6L215 5V4ZM222 3V4H221ZM223 3H225L224 5H223ZM247 3V4H246ZM63 6H61V5ZM70 4V5H69ZM79 4V5H78ZM83 4V5H82ZM195 4H193V5H195ZM210 4V5H209ZM220 4L222 5V6H225V7H220V8H222L223 9V11H221V9L219 8V6H220ZM236 4V7H237V9H236V7H235V10H234V5ZM240 5V6H238V5ZM67 5V6H66ZM72 5V6H71ZM75 5V6H74ZM85 5V10H84V8H82L83 9V11H81L82 9L81 8H79V6L80 7H82V6H84ZM109 5V6H108ZM125 5V6H124ZM62 8H61V7ZM66 6V7H65ZM71 6V7H70ZM113 6V5H112ZM211 8H210V7ZM213 6H216V7H214V9H213ZM56 7V8H55ZM65 7V8H64ZM70 7V8H69ZM92 7V8H93ZM208 7H209V9L210 10H214V12H211L209 9H208ZM238 7H240L241 9H243V10H240V8H238ZM243 7H245V6H243ZM62 9V11L64 10V13L61 11V9ZM86 8H88V10H89V15H87V11H86ZM102 8V7H101ZM129 8V7H128ZM127 8V9H128ZM220 9V11L221 12H223V13H219V11H218V14H213V13H217V9ZM81 9V10H80ZM232 9L234 10L233 12H232ZM60 10V11H59ZM69 10V11H68ZM78 10V11H77ZM209 10V11H208ZM247 11H248V8L246 9ZM245 10V11H246ZM84 11H86L85 12V14H86V16H85V14H83L84 13ZM99 11V10H98ZM97 11V13H99ZM125 11V12H124ZM238 11V10H237ZM69 12L73 15V17H75V16H78V17H80V16H82L83 17V15H84V17L86 18L85 19V21H84V19L82 18V17H80L79 18V23H80V21H81V23L80 24H82L83 22V27L82 26H80V27H78L79 25H77V23L76 22H78V19H76V17H75V19H76V21H75V19H71L70 17H72L71 16V14H69ZM80 12H82L81 13V15H80ZM104 12L106 13V15H103L104 14ZM206 14H205V13ZM212 13L211 14V16L210 17H212L211 19H209L210 17L209 16H206L205 17V15H210L209 13ZM78 13V15H76ZM94 13H95V19H96V21H95V19H93L94 18ZM201 13H203L204 15H201ZM224 13H225V15H224ZM236 13V12H235ZM74 14H75V16H74ZM247 14V13H246ZM70 15V17H67V16H69ZM93 17H91V16ZM99 16V19L102 17V20H100V23L98 22L99 21V19H97L96 17L97 16ZM213 15H214V17H213ZM217 15V16H216ZM221 15H223V16H221ZM88 16V17H87ZM101 16V17H100ZM105 16V17H104ZM200 16V17H199ZM233 16V18H230V17H232ZM90 17H91V19L93 20L92 22L95 24V22H96V24H98L97 26V29L98 28H100V25L102 26V24L104 23L105 24V26H107V25H109V26H107V27H109V29L106 27V28H104L105 26H104V24H103V26L100 28V30H97L95 27H96V25H94V24H92L93 25V28H92V25L90 24L89 25V27L85 30H83V28H84V26L86 25L85 23H87V22H89L90 23ZM103 17L105 18V19H103ZM201 17H204L205 19V22L203 21V18H201ZM221 17V18H220ZM245 17V16H244ZM82 18V19H81ZM148 18H150V17H148ZM229 18V19H228ZM89 20V21H86V20ZM225 19V18H224ZM228 19V20H227ZM72 20H74V21H72ZM82 20H83V22H82ZM98 20V21H97ZM104 20H106V21H104ZM199 20H202V21H199ZM72 21V22H71ZM191 21H193V22H191ZM91 22V23H92ZM107 22V23H106ZM188 21H186V24H188L187 25V27L189 28L190 26H192L190 23H187ZM231 22H232V20H231ZM88 23V24H89ZM119 24L118 26H117V24ZM87 24V25H88ZM100 24V25H99ZM184 24V27H185V30L187 29L186 28V24L185 23H183ZM226 25V24H224L223 26L222 25H220L221 27L220 28H224V30H225V28H226V30H225V33H228L227 32V30L228 31H230V28H231V30H233V27L235 26H233V25H230V28H228L227 29V26H229V25ZM231 24H236V22L234 23V22H232ZM238 24V23H237ZM238 24V25H239ZM117 26V28H116V26ZM181 25V24H180ZM232 26V27H231ZM115 27V28H114ZM178 27V26H177ZM179 27H181V29L179 28ZM178 28L180 29V32L181 31H183L184 29L182 28V26H179ZM86 28V27H85ZM151 30L153 29L155 32L153 33V32H151V30H149L148 32H150V34L149 33H147V35H145V37L146 38H148V39H146L145 37H143V38H145V40L148 42L149 40H154L153 38L155 37V39H157L156 37L159 35V36H161L162 37V35L163 34H161L160 32H159V34L156 36V35H154L155 33H156V31L157 30H155V28H153V26L151 27H149ZM219 28V29H220ZM89 29V30H88ZM218 29V32H219V34H217V32H215L214 34H213V31H212V33H211V35H209V36H207V37H205V39L207 40V41H205L206 43H205V45H208L209 43H210V45H212V43L213 42H211V41H216V40H218V38L220 39V34L224 31V30H221L222 32H220V30ZM89 31V33H88V31ZM92 30H94V32L92 31ZM104 30V31H103ZM120 30V31H119ZM175 30V29H174ZM174 30L172 31L173 33H174ZM93 32L92 34L90 33V32ZM176 31V33H179V30H175ZM84 32V33H83ZM87 32V33H86ZM158 32V31H157ZM232 32V31H231ZM231 32H229V33H231ZM98 33V34H97ZM100 33V34H99ZM171 33V32H170ZM173 33H171V34H173ZM176 33H174V35H176ZM224 33V34H225ZM228 33V34H229ZM88 34H90V35H88ZM97 34V35H96ZM102 34V35H101ZM111 34V35H110ZM148 34L150 35V36H148ZM171 34H169V37H171ZM215 34H217V36L215 35ZM92 35H95L96 36V39H95V36H94V38H93V36ZM153 37H152V36ZM222 36H223V33L221 34ZM101 38V39H104V42H100L101 41V39L99 38V37ZM158 36V39L160 38L161 39V37H159ZM173 36V35H172ZM89 37V38H88ZM150 37V38H149ZM215 37V39H213ZM217 37V38H216ZM91 38V39H90ZM105 38H108V41L106 42V40H105ZM211 38H212V40H211ZM99 39V40H98ZM95 40H97L96 42H97V44H93V46H91L92 45V43H96L95 42ZM209 40V41H208ZM41 41V42H40ZM85 41V42H84ZM93 41V42H92ZM103 41V40H102ZM100 42V43H99ZM105 42H106V44H105ZM144 43H142V45L141 46H143L144 44H145V41H143ZM146 42V43H147ZM90 43V44H89ZM98 43L99 44H102L103 45V43H104V45L106 46H108V45H110L109 47H105V46H102V45H100V48L102 49V50H104L105 48H106V52H105V50H104V52L103 53H101V49L99 48V46H98ZM96 45V46H95ZM113 45H116L115 46V48H114V46ZM117 45H118V47H117ZM89 46H90V49H89ZM140 46V45H139ZM27 47V48H26ZM92 47V48H91ZM94 47V48H93ZM98 47V48H97ZM103 47H105V48H103ZM113 47V49H116L117 50V53H115L114 54V57H115V55H116V59L115 60H117V62H119V63H117L114 59H112L113 60V62L115 63H117V64H114L113 65V67L114 68H116V67H118L117 69H115V70H113L112 69V71L107 67V65H105L106 67H107V69H108V71L110 70L111 72H113L114 71V74L112 73H110V71L108 72L107 71V69L105 68V66H104V64H106V62L108 63L109 61H108V59H106V58H104L103 59V57L102 58H100L101 59V61L104 63H101V61H99L100 59H99V57H101V56H108V55H105L106 53H107V50L108 49H110V48H112ZM117 47V48H116ZM122 47V46H121ZM50 48V49H49ZM108 48V49H107ZM180 50H179V49ZM184 48H185V50H187L186 51V53L190 50H193V54L191 55V53H187V54H185L184 52H185V50H184ZM184 48H182V47H169V49L168 50H170V52H168V53H170L169 54V56H167L166 57V59H168L169 61H167L164 57H162V58H164L165 59V61H167L166 63L167 64H165L164 65V63H165V61L163 62L162 60L163 59H161V56L162 55H154V56H150L151 58H154V59H150V60H148L147 59V61H148V63H153L154 64V67H152V68H155V63H156V68L153 70L152 68L149 70V72L150 71H152L153 70V72L156 74V73H160V71H161V67L162 66H166L171 72H172V75H171V78H170V80H168V83H167V85L170 83V81H171V83H172V81L174 82V84L172 83V85L171 84H169V86H174V87H176L175 88V90L176 91H178L179 90V93H181V90H182V93H186V94H189V97H190V95H191V97H192V95H194V94H196V95H198L200 92H201V94H202V90H200L201 89V87H200V85H198L199 84V78H197V77H195L196 75H194L193 74V72H192V64L193 63H195L198 59L200 60V58H198V54H197V48L194 50L193 48H191V46L190 47H184ZM189 50H188V49ZM83 49V50H82ZM92 49V50H91ZM96 49V51H93V50H95ZM97 49H100V50H98L97 51ZM178 49V50H177ZM183 49V50H182ZM89 50L92 52V55H99L98 56V61H99V63H98V61L96 60L97 59V56L94 58L95 60H93V58H92V60L90 59V58H88V57H90V56H92L91 55V52H89ZM115 50V51H116ZM124 50V51H123ZM126 50V51H125ZM175 50V51H174ZM119 51V52H118ZM122 51L124 52V53H122ZM131 51V50H130ZM176 51H177V53H178V51H179V53H181V54H177L176 53ZM182 51V52H181ZM196 51V52H195ZM199 51V50H198ZM24 52V53H23ZM29 52V53H28ZM97 53V54H93V53ZM102 55H101V54ZM105 53V54H104ZM121 53V54H120ZM130 53V52H129ZM137 54H138V51L136 52ZM172 53H174V54H172ZM196 53V54H195ZM87 54H89L88 55V57H87ZM120 54V55H119ZM176 54V55H175ZM190 54V55H189ZM12 55H14V56H12ZM51 55V56H50ZM101 55V56H100ZM122 55V56H121ZM174 55L176 56V57H178L179 59H177L176 57L174 58ZM178 55V56H177ZM180 55V56H179ZM182 55V56H181ZM212 54H210V56H211ZM215 55V54H214ZM94 56H92V57H94ZM117 56L119 57V58H117ZM186 56L188 57V59L186 58ZM191 56V57H190ZM13 57V58H12ZM45 57V58H44ZM49 57H51V58H49ZM60 57V58H59ZM81 57V58H80ZM85 57H87L88 59H86ZM128 57V58H129ZM158 57H160L159 58V60H158ZM170 59H169V58ZM173 59H176V61L175 60H173ZM197 58V59H194V58ZM212 57H213V55H212ZM212 57H211V60H212ZM107 58H109V56L107 57ZM156 58V59H155ZM183 60H182V59ZM84 59L86 60V61H84ZM90 59V63H84V62H88V60ZM119 59H120V61H119ZM185 59V60H184ZM202 59V58H201ZM2 60V61H1ZM41 60V61H40ZM49 60H52V61H58L57 62V64L59 65V69H58V72H59V77L58 76H49V77H47V76H43V77H41L40 75L39 76H37L36 75V73H35V70H41L42 68H43V66L42 65H40L39 64V62H44V63H46L47 61H49ZM76 60V61H75ZM106 60V61H105ZM110 60V59H109ZM154 60V61H153ZM182 60V61H181ZM190 60V62H188ZM194 60H196L195 62H194ZM204 60V59H203ZM210 60V62L212 63V61ZM26 61V62H25ZM62 61V62H61ZM96 61H97V63H96ZM147 61L145 62L146 63V65H148V63H147ZM151 61V62H150ZM153 61V62H152ZM158 61V62H157ZM186 61V62H185ZM208 61H209V59H208ZM34 62V63H33ZM49 62H51V61H49ZM71 62V63H70ZM111 62V61H110ZM159 62H160V64H159ZM173 62V63H172ZM185 62V63H184ZM191 62H192V64H191ZM2 63V64H1ZM64 63V64H63ZM91 63L94 65V66H91ZM96 65H95V64ZM182 65H181V64ZM184 63V64H183ZM188 63V64H187ZM191 65H190V64ZM209 63V62H208ZM4 64V65H3ZM15 64V65H14ZM103 64V65H102ZM153 64H152V66H153ZM181 65V66H179V68L177 69V68H175L177 65ZM213 64V63H212ZM36 65H39V66H37L36 67ZM75 65V66H74ZM98 65V66H97ZM171 65H176V66H171ZM186 65V66H185ZM189 65L191 66V67H189ZM13 66V67H12ZM15 66V67H14ZM40 66H42V67H40ZM71 66V67H70ZM86 66H87V68H86ZM91 66V67H90ZM104 67V69H103V67L101 68V70H100V68L99 67ZM149 66L151 67V65L149 64ZM184 68H183V67ZM213 66V65H212ZM94 67V68H93ZM148 67V66H147ZM4 68V69H3ZM15 68H16V70H19V72L18 71H15ZM89 68V69H88ZM92 68V69H91ZM172 68H173V70H172ZM11 69V70H10ZM21 69V70H20ZM34 69V70H33ZM98 69V70H97ZM174 69H176V70H174ZM26 72H25V71ZM70 70V71H69ZM72 70V71H71ZM90 71V72H88V71ZM93 70V71H92ZM106 71V73H105V75H106V77H105V75H104V71ZM118 72H117V71ZM183 73V74H185L184 76L182 75V73H180L179 75H181L183 78H181V76H179L178 75V73L180 72V71ZM44 71H46V69H44ZM65 71V72H64ZM100 71H102V72H100ZM156 71H158V72H156ZM175 73H174V72ZM185 71V72H184ZM6 72V73H5ZM30 72V73H29ZM99 72H100V75H99ZM149 72H145L144 74H145V76H147V77H149V78H147V77H144V74L142 75V79H144V80H141V81H144L143 83H145L144 85H143V83L141 82V83H139L140 85L137 87L136 86V88H139L138 89V91L140 90V88H143L144 89V87L146 86V84H148V85H150V86H146L145 88H149L150 87V91L152 92V90H154V88H155V90H156V88L157 87H159L158 86V84L159 83H157V82H159V78L157 79L156 77V79L158 80L157 82H156V79L154 78H152L153 77V74H152V72L151 73H149ZM187 72V73H186ZM29 75H28V74ZM71 73H73V74H71ZM78 73V74H77ZM80 73V74H79ZM89 73H92L91 75H88ZM118 73V74H117ZM125 73H127V74H125ZM128 73H129V75H128ZM174 73V74H173ZM176 73H177V76H175L174 77V75H176ZM21 74H24V76L26 77V79H29V81L28 82H31V83H29L28 85H25L23 82H20V83H18V81H16V79H18V76L19 75H21ZM70 74V75H69ZM81 74H82V76H81ZM110 74V75H109ZM147 74H149V75H147ZM152 74V75H151ZM155 74H154V76H155ZM193 74V75H192ZM13 75V76H14ZM34 75V76H33ZM36 75V76H35ZM76 75H80V76H76ZM85 75V76H84ZM98 75V76H97ZM103 77H102V76ZM109 77H108V76ZM114 77H113V76ZM151 75V76H150ZM212 75V74H211ZM69 76V77H68ZM72 76V77H71ZM101 78H103V80L102 79H100V77ZM116 76V77H115ZM117 76H120V78L119 77H117ZM180 78H179V77ZM3 77V78H2ZM37 77H40V80H38L39 78H37ZM54 77H56V79L54 78ZM81 77H82V79H81ZM94 77V78H93ZM98 77V78H97ZM112 77V78H111ZM151 77V78H150ZM184 77H185V80H182V79H184ZM213 76H211L210 77V79L212 80L213 78H212ZM34 78V79H33ZM43 78V79H42ZM52 78V79H51ZM106 78V79H105ZM110 78V80H108ZM114 78V79H113ZM119 78V79H118ZM131 78V77H130ZM130 78L129 79H127V80H129V81H127L126 80V78H125V80H123L121 83L122 84H125L124 86H125V88L123 87V90L125 91L126 90V87H128V84H126L127 82L128 83H130ZM133 78V77H132ZM145 78H147V79H145ZM173 78V79H172ZM175 78V79H174ZM177 78H179V79H177ZM191 78H192V80H191ZM31 79H32V81H31ZM58 79H60V81L58 80ZM95 79V80H94ZM97 79H99L100 81L99 82H101V83H98L97 81ZM115 80V81H113V80ZM151 80V81H153L154 83H157V87H155V86H153L154 84H153V82H151V81H149V80ZM176 79H177V81H176ZM189 79V80H188ZM204 78L202 77V80H203ZM208 80V78L206 79L208 82H210L211 80ZM43 82H42V81ZM53 81V82H50V81ZM55 80V81H54ZM102 80V81H101ZM145 80H147L146 82H148V83H146L145 82ZM155 80V81H154ZM188 80V81H187ZM17 83H16V82ZM34 81L36 82V83H34ZM65 81V82H64ZM93 82V84H90L91 82ZM103 81H106V82H103ZM108 81V82H107ZM125 81H126V83H125ZM182 82L181 83V85H180V82ZM193 81V82H192ZM14 82V83H13ZM74 82V83H73ZM90 82V83H89ZM103 82V83H102ZM113 84H112V83ZM134 85H135V83H134V78H133V80L131 81ZM152 83L153 85H151V84H149V83ZM189 82H191V83H189ZM71 83V84H70ZM88 83L90 84L89 86H90V88L91 89H89V86H87L88 85ZM95 83H98L99 85H96ZM105 83V84H104ZM106 83H107V85H106ZM132 83H130L131 84V86L129 85V87H132L133 88V84ZM176 83H177V85L179 84L180 85V88H177V87H179V86H177L176 85ZM196 83V84H195ZM19 85V86H17V85ZM82 84V85H81ZM101 84V85H100ZM103 84V85H102ZM110 84H112L111 86H109ZM120 85L121 87L123 86V85ZM24 85V86H23ZM34 85V86H33ZM52 85V86H51ZM54 85V86H53ZM141 85H143V86H141ZM193 85V86H192ZM31 86V87H30ZM33 86V87H32ZM78 86V87H77ZM85 86V87H84ZM98 86H100V87H102V88H99ZM107 86H109L108 88H107ZM185 86V87H184ZM187 86V87H186ZM27 87V88H26ZM86 87H88V88H86ZM92 87H94V88H92ZM98 87V88H97ZM168 87V86H167ZM168 87L170 90H173L174 88L172 87ZM182 87V88H181ZM184 87V88H183ZM189 87V88H188ZM200 87V88H199ZM20 88V89H19ZM55 90H53V89ZM75 88H77V89H75ZM80 88V89H79ZM82 88V89H81ZM96 88V89H95ZM120 88V87H119ZM135 88V89H136ZM151 88H153L152 90H151ZM166 90H167V92H168V88H166V87H164ZM198 88V89H197ZM23 89H26V90H23ZM62 89V90H61ZM87 89V90H86ZM88 89H89V91H88ZM134 89V90H135ZM184 89V90H183ZM187 90V92H185L186 90ZM57 90H59V93H58V91ZM67 90V91H66ZM79 90V91H78ZM83 90V91H82ZM93 90L95 91V93H97L96 95H94V92H93ZM154 90V91H155ZM175 90H173L174 91V93H176L175 92ZM198 90L200 91V92H198ZM97 91V92H96ZM137 90H136V94L134 93V97H136V96H139V93H140V91L138 92ZM184 91V92H183ZM29 92V93H28ZM43 92V93H42ZM74 92H75V95H73L74 94ZM79 92V93H78ZM84 92V93H83ZM90 92H91V94H90ZM121 92V91H120ZM150 92V93H151ZM189 92V93H188ZM198 92V93H197ZM60 93H62V94H60ZM81 93H83V94H81ZM86 93V94H87ZM93 93V94H92ZM117 93H119V92H117ZM117 93L115 92L114 93V95H113V97H115V95H116V97L115 98H111L112 99V102H113V100H114V102L117 100V99H121L120 98V96H119V94H118V97H117ZM178 92L176 93V94H179ZM191 93V94H190ZM34 94V95H33ZM61 95V97L63 98V99H61V97L59 96V95ZM77 94V95H76ZM113 94V93H112ZM201 94L200 95H198L199 97L201 96ZM41 95V96H40ZM90 95V96H89ZM175 95V94H174ZM196 95L193 97V98H195L196 97ZM30 96H32V97H30ZM35 96V97H34ZM45 96V97H44ZM55 96V97H54ZM58 96V97H57ZM69 96V97H68ZM188 96V95H187ZM19 97V98H18ZM59 97H60V99H59ZM72 97V98H71ZM84 97V96H83ZM33 98V99H32ZM68 98V99H67ZM72 100H71V99ZM117 98V99H116ZM59 99V100H58ZM73 99H75L74 100V102H73ZM116 99V100H115ZM192 99V98H191ZM40 100V101H39ZM62 102H61V101ZM63 100H64V102H66L65 104H64V102H63ZM61 102V103H60ZM70 104H69V103ZM76 102V103H75ZM113 102V103H114ZM117 102H121V100L120 101H117ZM117 102H116V104H117ZM46 103V104H45ZM50 103V104H49ZM118 103V105H120ZM4 104V105H3ZM79 104V105H78ZM115 104V105H116ZM62 107H61V106ZM71 105V106H70ZM78 105V106H77ZM85 105V106H84ZM67 108H66V107ZM82 106V107H81ZM50 107V108H49ZM64 107H65V109H66V111H68V109H69V112L71 111V112H73V113H76L75 115L74 114H72L71 112H70V115H69V118H68V121H67V118H65V114L67 113L66 111H65V109H64ZM76 107V108H75ZM80 107V108H79ZM86 109H85V108ZM72 108V109H71ZM63 109V110H62ZM78 109V110H77ZM82 109L83 110V112L84 113H86V114H83V112L82 111H80V110ZM85 109V110H84ZM88 109V110H87ZM189 109V108H188ZM200 109V110H199ZM203 108H198L197 107V109H195L194 108V112H193V110H190V112H192V113H189V116H187V118H186V121H185V123L187 122H191V121H195V119L197 120V116L200 118V113L201 112H204V109L202 110ZM74 110V111H73ZM86 111V112H85ZM196 111V112H195ZM89 112V113H88ZM198 112V113H197ZM194 113V114H193ZM81 114V115H80ZM83 115V120H85L86 122L88 121L89 123L87 124L85 121L83 122V120L81 119V116ZM84 115H86L85 117H84ZM88 115V116H87ZM98 115V114H97ZM189 117V118H188ZM73 118H71V120L73 119ZM78 118V117H77ZM192 119V120H188V119ZM194 118V119H193ZM198 118V119H199ZM97 120V121H96ZM106 120V124H107V119H105ZM65 121H67L66 123H64ZM174 121V120H173ZM172 121V122H173ZM70 122V123H69ZM62 123H64V124H62ZM92 123L95 125H92ZM176 123V122H175ZM174 122H173V124L171 123V127H173L172 129H174V126H175V128H176V126L177 125H174L175 124ZM184 123V124H185ZM186 123V124H187ZM84 124H85V126H84ZM87 124V125H86ZM105 124V125H106ZM183 124V125H184ZM185 124V125H186ZM76 125V124H75ZM74 125V126H75ZM99 125V126H98ZM170 125V124H169ZM168 125V126H169ZM173 125V126H172ZM184 125V126H185ZM178 126H180V125H178ZM52 127V128H51ZM165 127H167V126H165ZM171 127H169L170 129L169 130H171V132H169L168 130V132L171 134L174 130H172L171 129ZM61 128V129H60ZM90 128H86V129H83V131H87V129L89 130ZM178 129H181V126H180V128L179 127H177ZM167 129H168V127H167ZM164 130L166 131V128H164ZM177 131V133L178 132H180V131H178L177 129L175 130V132ZM181 133V132H180ZM184 133H185V131H184ZM183 133V134H184ZM176 134V133H175ZM174 135V134H173ZM180 135H182V133L181 134H177V136H180ZM176 136V135H175ZM175 136H173V137H175ZM176 136V137H177ZM58 141H57V140ZM51 144V145H50ZM42 146V147H41ZM51 147V148H50ZM25 150V151H24ZM28 150V151H27ZM45 150V151H44ZM24 151V152H23ZM94 157V156H93ZM21 159V160H20ZM95 159H96V157H95ZM42 161V162H41ZM93 162V165L91 166V165H88V168H87V170H85V174H87V179H89V177L90 178H92V177H95V178H92V179H94V181L92 180L91 181V179H90V182H91V187H89L87 184L89 183H85L84 185L88 188H84L85 190L83 191L85 194L87 193V195H89V193L90 192H92L93 194H94V192H98V191H101V189H102V187H104L105 185V183H104V179H102L101 180V178H104L103 177V170L101 169V166H99L98 164H97V161L96 160H92ZM29 162V163H28ZM44 163V164H43ZM30 164V165H29ZM94 164H95V169H97V170H95L93 167H94ZM98 166V167H97ZM26 167V168H25ZM43 167V168H42ZM99 167H100V169H99ZM90 168H92V169H90ZM22 169V170H21ZM97 171L96 173H95V171ZM24 171V172H23ZM88 171H94V172H92V173H90L89 172V174L91 175H89L88 173H86V172H88ZM98 171H99V173H98ZM101 171V172H100ZM30 172V173H29ZM31 175V176H30ZM99 178L101 181H103V182H100L99 181V179H97V178ZM20 178V179H19ZM32 179V180H31ZM39 179V180H38ZM96 179V180H95ZM37 181V182H36ZM35 182V184H33ZM94 182H96V183H94ZM97 182H100L99 184H100V186H101V189L99 190V188H100V186H99V184L97 183ZM92 183H94L95 184V188L94 189H92V186L94 187V184L92 185ZM102 183V184H101ZM98 184V189L96 188V185ZM107 184V183H106ZM26 188H28V189H26ZM91 190H90V189ZM105 188H106V186H105ZM105 188H103L104 190H106ZM26 189V190H25ZM96 189H97V191H96ZM9 190V191H8ZM20 190V191H19ZM87 190V191H86ZM86 191V192H85ZM92 193L90 194L91 196H92ZM101 193H103V190H102V192H99L98 194H100V196H102L101 195ZM11 194V195H10ZM98 194L97 193H95L93 196H98ZM89 195V196H90ZM2 200H4V202L2 201ZM6 200V201H5ZM245 201H247V200H244V201H239L237 204H235L234 206L235 207H237V206H239V207H241V209L242 208H245L246 206L245 205H249L248 207H246V208H248V209H242L243 211H245V210H251V208H252V210H254L253 212L254 213H256V214H258V213H260L261 212V210L263 211V209H261L260 207H264V206H262V205H264V204H261L260 206H259V204H254V202L253 201H251V200H249V201H247L246 202V204H245ZM2 202V203H1ZM6 202V203H5ZM9 202V203H8ZM18 202V203H17ZM4 203V204H3ZM248 203V204H247ZM14 204V205H13ZM26 204V205H25ZM253 204V206H255V207H258L257 209H259V211L260 212H258V210L257 209H255L254 207H250V205H252ZM6 205V206H5ZM245 207H244V206ZM234 206H232V208H234ZM239 207H237L238 209H234L235 211V213L236 214H234L233 216L234 217H229V218H223L222 220L221 219H219V221H218V219L217 220H215L216 218H207V216H204V217H202V218H200L199 220H194V223L197 225V228H196V231H195V227H196V225H194L193 226V223L192 222H190V224L192 223V226L194 227H192L191 228V225L189 224V222L187 221V223H184L183 225H184V227L186 228V229H184V231L185 232H187L186 234L184 233V231H182L183 233L181 234V233H178L179 231H176L175 229H176V226H175V228H174V233H173V231H171V233H170V231H166V228H163V237H162V229H160L161 227H167L166 226V223L167 224H171L170 223V221L168 220V219H172V216L171 215H169V217H168V219L167 218H164V220H167L168 222H166V221H164L163 222V220H159L160 222V224L158 223V226L157 227H159L160 225V227L158 228V230H159V232H158V234L160 235V236H157V244H158V242H159V240H160V242H162V240L163 239H165V241L163 242V244L166 246V248H165V256L163 257V258H165L166 256V258H168V259H171L172 258V256H174L173 257V260H172V262H171V264H178L179 262H181L182 264H185L186 263V261H188L187 262V264L189 263V264H197L198 262V260L200 261V259H202V261H200V262H202L203 264L205 263V261H206V263L205 264H210V263H212V264H214L216 261V263L217 264H219L218 263V260H216V259H218V258H220L219 259V262H220V264H222V262L224 261V264H226V262H227V264L229 263V264H231L230 262L232 261V263L233 264H242V262H243V259L245 258V259H247L246 261H250V263H252V264H263L264 262H263V260H260V261H256V260H254L251 256H252V253H253V251L252 250H255L256 249V240H258L257 239V235L259 234V232H258V230H259V225L257 224V222L256 221H258L257 219H260V221H262V223L264 222V219H263V216L262 215H264L263 213H264V211L259 215V216H262V219H261V217H258L257 215H254L255 217H250V218H245L244 217V215L241 213V212H243V211H241L240 212V210H239ZM28 210H27V209ZM231 209V208H230ZM10 210V211H9ZM32 210V209H31ZM239 210V211H238ZM255 210H257V211H255ZM9 211V212H8ZM28 211V212H27ZM33 211V210H32ZM13 212H14V214H13ZM238 212H239V214H241V215H239L238 214ZM258 212V213H257ZM7 213V214H6ZM254 213H252V214H254ZM237 215V216H236ZM245 215L246 216H248L249 215V212H246L245 213ZM236 216V217H235ZM16 217V218H15ZM20 217V218H19ZM209 217H210V215H209ZM242 217V218H241ZM258 217V218H257ZM206 218H207V222H206V224L205 225H207V223H209V224H212V225H216V226H218V227H215V225L214 226H210L209 224H208V226H206V228H203L202 230H201V228L202 227H200V224H201V226H203L204 227V223L203 222H205L206 221ZM253 218H254V221H255V223H253L252 221H251V219L253 220ZM257 218V219H256ZM6 219V220H5ZM23 221H22V220ZM26 219V220H25ZM204 219H205V221H204ZM214 221H213V220ZM225 219L227 220V222L225 221ZM239 220V222H238V220ZM245 219H246V221H245ZM9 220V221H8ZM209 220L211 221H213L214 223H210L209 222ZM232 220V221H231ZM241 220V221H240ZM248 220H250V221H248ZM2 221V222H1ZM156 221H158V220H156ZM155 221V222H156ZM193 221V220H192ZM199 223H198V222ZM203 221V222H202ZM217 221V222H216ZM229 221H230V223H229ZM16 222V223H15ZM18 222V223H17ZM162 222L163 223H165V225L164 224H162ZM172 222V221H171ZM198 224H197V223ZM200 222H202V223H200ZM220 222H222V225H221V223ZM244 222V223H243ZM254 225H256L257 224V228H258V230H257V228L255 227V226H253V224ZM33 223V224H32ZM157 223V222H156ZM218 223H220V225H218ZM228 223H229V225H231L230 227H228ZM234 223V224H233ZM236 223V224H235ZM240 223H242V225H240ZM249 223V224H248ZM252 224V228H251V224ZM25 224V225H24ZM188 224V228L190 229H192V232H191V230H189L187 227H186V225ZM225 224H227L226 226H225ZM234 225V228L232 227L233 225ZM259 224H260V222H259ZM8 225V226H7ZM18 225V226H17ZM237 227H236V226ZM247 225V226H246ZM249 225V226H248ZM263 225H264V223H263ZM7 226V227H6ZM190 226V227H189ZM240 226H242V228L240 227ZM19 227V228H18ZM212 227H214V230H212L213 228ZM220 227H222L227 233L229 232V233H231V234H227L228 236H227V238L228 237H230L229 235H231V237L230 238H226V236H225V231H223V229L220 231ZM244 227V228H243ZM248 227V229H245V228H247ZM251 228V231H252V233H251V231H250V228ZM253 227H255L256 228V230L255 229H253ZM145 228H146V226H145ZM207 228H211V230L212 231H208V232H213L214 234H211V233H209L211 236H209V234H207ZM20 229V230H19ZM147 229V228H146ZM165 229V230H164ZM194 229V230H193ZM198 229V230H197ZM217 229V230H216ZM232 230V231H227V230ZM244 229H245V232H250L251 234H252V236L253 235H256V236H254V238L256 239H253L252 240V236L250 235V233H246L247 234V236L245 235V232L243 233V231H244ZM253 229V230H252ZM161 230V231H160ZM167 230H169L168 228H167ZM186 230H188V231H186ZM208 230H210V229H208ZM219 230V232L222 234V231L224 232L222 235L221 234H217L218 232H214V231H218ZM241 230H243V231H241ZM247 230V231H246ZM146 231V230H145ZM165 231V232H164ZM193 231H195V232H193ZM199 233H198V232ZM205 231V232H204ZM237 231V232H236ZM253 231H256V233H254ZM14 232V233H13ZM178 234H176V233ZM234 232V233H233ZM258 232V233H257ZM25 233V234H24ZM161 233V234H160ZM169 233V234H168ZM175 234L177 237H175L173 234ZM192 233H194L193 235H192ZM196 233V234H195ZM201 233H202V235H204L203 233H205V237L204 236H202L201 235ZM233 233V234H232ZM235 233H239L238 234V238H237V236H235V235H237V234H235ZM242 233L245 235V236H242ZM254 233V234H253ZM17 234V235H16ZM24 234V235H23ZM164 234H165V236H164ZM170 234H172L171 236H170ZM181 236H180V235ZM184 234V235H183ZM188 234V235H187ZM189 234H191L190 236V238H187V237H189ZM207 234V235H206ZM218 235L219 236V238L216 236V235ZM8 235V236H7ZM168 235V236H167ZM183 235V236H182ZM199 237H198V236ZM213 235H214V238H213ZM246 237V238H242L241 239V237ZM194 236H197V237H194ZM215 236H216V238H215ZM221 236H222V239H223V242H225L226 244H223V243H221V241H222V239H220L221 238ZM224 236V237H223ZM4 237V238H3ZM7 239H6V238ZM8 237H10V239H8ZM171 237H173V238H171ZM174 237H175V239L177 238V240H175L174 239ZM181 237V238H180ZM182 237L184 238V239H182ZM194 237V238H193ZM206 237L208 238V239H206ZM210 237V238H209ZM234 237V238H233ZM239 237H240V239H239ZM250 237V238H249ZM1 238H3V239H1ZM160 238V239H159ZM161 238H163L162 240H161ZM185 238H186V240H185ZM199 238V239H198ZM201 238H205L204 240L203 239H201ZM248 238V239H247ZM258 238H259V235H258ZM5 239H6V241H8L9 240V243L8 242H6L5 241ZM170 239V240H169ZM172 239V240H171ZM179 239H180V241H179ZM182 239V240H181ZM194 239L196 240V241H194ZM197 239H198V241H200V244H201V246H200V244L199 243H197L198 241H197ZM212 239V240H211ZM217 239H220L219 241L217 240ZM227 239V240H226ZM264 239V238H263ZM14 240V241H13ZM169 240V241H168ZM190 240H192V241H190ZM207 240V241H206ZM211 240V241H210ZM225 240V241H224ZM238 240V241H237ZM241 240V241H240ZM242 240H243V242H242ZM247 240V241H246ZM251 242H250V241ZM254 240L256 241V242H254ZM147 241V240H146ZM145 240L143 241V245H141V246H143L144 248H145V246H146V248H148V249H144L143 247H142V249L141 250H143L144 249V251L147 253L148 252V250H150L149 248H151V246H150V244H147V242H146ZM168 241V244H166L165 242H167ZM171 241V242H170ZM185 243H183V242ZM215 241H216V243H215ZM227 241H230V242H228L229 243V245L227 244ZM242 242V243H240V242ZM13 242V243H12ZM144 242H146L145 244H147V245H145L144 244ZM148 242H149V240H148ZM173 242V243H172ZM175 242V243H174ZM178 244H177V243ZM181 242H182V245H180L181 244ZM188 242V243H187ZM194 242H196L197 243V245H199L198 246V248H200L199 249V251L197 250V246H196V244L194 243ZM207 242V243H206ZM237 242V243H236ZM249 242H250V244H249ZM255 243V244H253V243ZM4 243H5V246H4ZM25 244V245H23V244ZM170 243H171V245L173 244V245H179V246H177V247H175V246H172L171 247V245H170ZM186 243L188 244L187 245V247H186ZM189 243L191 244H195V247H194V244L192 245L194 248H196V249H194V250H196L195 252L193 251V247H189L190 245H189ZM217 243H219V245H221V244H223L224 246H226V247H222V245H221V247H219L220 249H218L217 250V247L219 246ZM221 243V244H220ZM235 243V244H234ZM238 243H239V246L241 245V244H243V243H245L246 245H244L243 244V246L241 245V249H240V247L238 246ZM9 244V245H8ZM22 244V245H21ZM162 243H160V245H161ZM162 244V246H164ZM213 244H215V247H216V249H214L213 250ZM263 244H264V242H263ZM3 245V246H2ZM168 245V246H167ZM183 245H185V246H183ZM205 245V246H204ZM207 245V246H206ZM217 245V246H216ZM254 245V246H253ZM148 246V247H147ZM150 246V247H149ZM170 246V247H169ZM202 246L204 247V249L202 248ZM246 246V248H244ZM247 246H249V247H252V248H250L249 249V247H247ZM2 247V248H1ZM7 247V248H6ZM167 247H169L168 249H170L171 248V251L170 250H168L167 249ZM182 248V250L180 251V249ZM184 247H186V248H184ZM212 247V248H211ZM214 247V248H215ZM229 247V248H228ZM242 247L245 249L244 251H242L243 249H242ZM11 248V249H10ZM21 248V251L23 252V254H22V252L21 251H18L19 249ZM24 248V249H23ZM177 248V249H176ZM224 248V249H223ZM236 248H238V249H236ZM174 249H176V251H178V252H176ZM187 250V253H186V251L185 250ZM191 249H192V251L193 252H191ZM246 249H249V250H247V251H249V252H247L246 251ZM172 250H173V253H171L172 252ZM201 250H204V251H201ZM223 250V251H222ZM230 250V252H226V251H229ZM168 252V254H167V252ZM179 251H180V254H179ZM185 251V252H184ZM191 253V255H194L193 257L190 255V253ZM201 251V252H200ZM219 251V255H218V253L216 254V252H218ZM220 251H222V252H220ZM252 251V252H251ZM143 252V251H142ZM144 252V253H145ZM182 252V253H181ZM197 252H198V254L200 253V254H204V253H206V252H208V255H207V253L206 254H204V256H202V255H200L199 254V256L197 257ZM224 252H225V254H224ZM244 252V253H243ZM255 252V251H254ZM5 253V254H4ZM26 253V254H25ZM194 253V254H193ZM243 254V256H241L242 254ZM246 253V254H245ZM249 253V254H248ZM251 253V254H250ZM29 254V255H28ZM167 254V255H166ZM216 254V255H215ZM220 254H222V255H220ZM224 254V255H223ZM227 254V255H226ZM37 255V256H36ZM168 255H169V257H168ZM189 255V256H188ZM215 255V256H214ZM246 255H249L250 256V258H249V256H248V258H247V256L245 257ZM181 256L182 258H179V257ZM187 256V257H186ZM196 256V258L195 259H197V260H195V259H193V260H195L194 262H192L193 260H192V258H194ZM213 256H214V258H216V257H218V258H216V259H214L213 258ZM32 257V258H31ZM46 257V256H45ZM171 257V258H170ZM177 257V261L178 262H176L175 260V258ZM183 257H185L186 259L187 258H189L188 260H185V258H183ZM191 257V258H190ZM201 257V258H200ZM210 257V258H209ZM240 257V258H239ZM244 257V258H243ZM36 258V259H35ZM162 258V261H164L163 262V264H168V262H169V264H170V261L171 260H169V261H167L168 259H163ZM198 258H200V259H198ZM241 258H243V259H241ZM45 259H47V263L48 264H63V262L61 263L60 261L61 260H58V259H56V258H54V260H57L56 262H54L53 261V257H51V256H49L48 255V257H46ZM51 260V262H50V260ZM179 259V260H178ZM181 259V260H180ZM204 259V260H203ZM209 259V260H208ZM228 261H227V260ZM245 259H244V261H245ZM184 260V262H182ZM190 260V261H189ZM192 260V261H191ZM211 260H212V262H211ZM216 260V261H215ZM222 260V261H221ZM225 260H226V262H225ZM254 260V261H253ZM59 261V262H58ZM167 261V262H166ZM209 261H210V263H209ZM230 261V262H229ZM237 261V262H236ZM238 261H239V263H238ZM245 261V262H246ZM249 261H248V263H249ZM26 262H24V264H26ZM53 262V263H52ZM198 263V264H202V263ZM235 262V263H234ZM245 262H243V264H247V262L245 263ZM263 262V263H262ZM27 263V264H28ZM157 264V263H156ZM161 264H162V262H161ZM180 264V263H179Z\"/></svg>",
  "mask_w": 264,
  "mask_h": 264
}]
</instances>
